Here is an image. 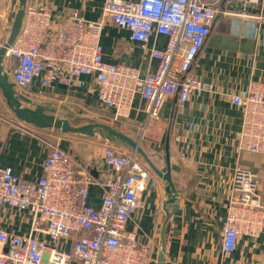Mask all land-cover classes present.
I'll return each instance as SVG.
<instances>
[{"label":"built area","instance_id":"built-area-1","mask_svg":"<svg viewBox=\"0 0 264 264\" xmlns=\"http://www.w3.org/2000/svg\"><path fill=\"white\" fill-rule=\"evenodd\" d=\"M263 5L264 0H105L101 17L92 21L77 9L57 13L45 0H27L4 67L33 105L32 97H45L30 91L36 80L43 88L54 83L78 88L84 77H92L101 109L95 116L130 128L131 115L139 110L147 117L142 139L149 121L163 119L170 99H176L175 114L180 115L196 95L217 92L192 67L218 17L261 22ZM108 24L128 30L132 41L150 51L158 61L155 72L143 74L137 67L106 61L102 34ZM154 34L167 37L164 49L150 48ZM220 94L241 113L238 153L264 156V81ZM44 130V136L35 133L46 146L39 178L26 179L0 165V264H153L161 244L130 224L137 223L146 192L160 187L161 179L129 149L107 142L103 157L83 162L60 146L65 134ZM171 134L180 159L189 161L192 135L178 128ZM94 165L102 168L98 176L92 173ZM92 186L101 189L99 204L92 201ZM263 233L259 173L237 166L223 219L222 251L231 254L240 237Z\"/></svg>","mask_w":264,"mask_h":264},{"label":"crops","instance_id":"crops-1","mask_svg":"<svg viewBox=\"0 0 264 264\" xmlns=\"http://www.w3.org/2000/svg\"><path fill=\"white\" fill-rule=\"evenodd\" d=\"M45 2L57 13L77 9L86 19L95 21L101 17L105 0ZM18 9L19 0H0V15L3 18L0 21V46L11 35ZM259 13L264 17V5ZM102 43L108 62L137 67L143 74L157 69L158 61L151 57L148 49L132 41L126 29L106 25ZM166 43L165 35L154 34L149 46L164 49ZM4 63L6 67L7 62ZM192 70L199 78L212 83L217 92L196 95L182 114H174L172 131L178 128L184 134H191L193 151L189 161H182L171 134V173L177 188L183 193L168 223L164 261L160 262L161 250L156 248L153 264H218L219 261L221 264H264V233L259 238L240 237L237 249L231 254L222 251V226L232 194L233 171L237 166L257 171L259 192L264 198V156L238 153L236 135L240 129L241 113L226 96L220 94L245 89L253 81H264V20L255 22L218 17ZM84 81L85 84L78 88L60 83L43 88L36 80L30 91L42 93L45 97L32 99L36 104L56 107L57 114L64 111L71 118L81 116L100 120L95 116V112L101 109L94 79L84 77ZM141 104L140 98H137L135 108ZM174 108L176 99L172 98L163 109V119L149 121L141 139L144 150L153 156L159 167L166 166L165 140ZM86 110H90V114ZM146 121V115L135 109L129 120L131 127L122 126L120 129L131 131L139 139ZM30 126L16 118L0 90V165L11 167L23 178L36 179L42 175L46 146L35 133L43 135L45 130ZM107 144V141L97 137L65 134L60 146L65 150L72 149L76 158L87 162L91 156L97 159L103 157L102 147ZM91 170L95 176L102 173V168L97 165ZM163 185L161 180L160 187L148 189L145 206L136 218L137 223L132 221L130 224V229L150 234L160 244L166 218ZM91 193L92 201L99 204L101 189L92 186ZM168 209L172 211L173 207L168 206Z\"/></svg>","mask_w":264,"mask_h":264},{"label":"water","instance_id":"water-1","mask_svg":"<svg viewBox=\"0 0 264 264\" xmlns=\"http://www.w3.org/2000/svg\"><path fill=\"white\" fill-rule=\"evenodd\" d=\"M27 0H19V9L16 13L11 35L3 45L0 46V90L11 111L16 118L29 125L41 129H54L63 134H72L84 137H97L109 143H114L137 154L146 165L164 182L163 190L166 196L164 208L166 218L161 231V257L160 262L164 261L166 251V235L170 218L175 213L178 200L182 190H179L173 180L171 173L170 137L172 132L173 118L176 108L173 109L171 124L166 136V166L159 167L141 145V139L135 138L132 134L120 129L110 123L100 121L90 117L75 116L69 117L68 112L57 114V109L51 105L35 104L32 100L18 93L15 83L10 79L4 67V55L7 48L14 42L23 24L24 12ZM168 206L173 207L169 211ZM218 264H221L219 261Z\"/></svg>","mask_w":264,"mask_h":264},{"label":"rangeland","instance_id":"rangeland-1","mask_svg":"<svg viewBox=\"0 0 264 264\" xmlns=\"http://www.w3.org/2000/svg\"><path fill=\"white\" fill-rule=\"evenodd\" d=\"M128 133L132 134L131 131H127ZM114 144V143H113ZM116 145V144H115Z\"/></svg>","mask_w":264,"mask_h":264},{"label":"trees","instance_id":"trees-1","mask_svg":"<svg viewBox=\"0 0 264 264\" xmlns=\"http://www.w3.org/2000/svg\"><path fill=\"white\" fill-rule=\"evenodd\" d=\"M116 127H118V126L116 125Z\"/></svg>","mask_w":264,"mask_h":264}]
</instances>
